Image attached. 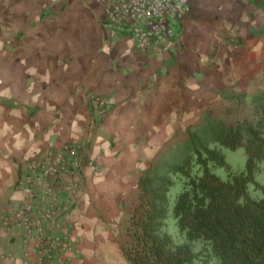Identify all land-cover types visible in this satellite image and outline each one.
<instances>
[{"label": "crops", "instance_id": "1", "mask_svg": "<svg viewBox=\"0 0 264 264\" xmlns=\"http://www.w3.org/2000/svg\"><path fill=\"white\" fill-rule=\"evenodd\" d=\"M187 3L178 38L153 55L105 28L95 0H0V217L22 202L30 161L66 142L85 148L87 162L72 164L84 185L72 217L79 254L50 264L123 261L106 225L143 172L207 115L264 92V0ZM92 95L110 106L103 118ZM37 258L24 230L0 229V264Z\"/></svg>", "mask_w": 264, "mask_h": 264}, {"label": "trees", "instance_id": "2", "mask_svg": "<svg viewBox=\"0 0 264 264\" xmlns=\"http://www.w3.org/2000/svg\"><path fill=\"white\" fill-rule=\"evenodd\" d=\"M250 100L253 116L226 124L207 115L190 128L186 140L143 172L137 203L123 227L127 241L120 250L126 264H193L198 258L193 242L218 264H264V186L254 178L264 163V94ZM220 147L243 149V170L232 172ZM194 165L199 175L191 174ZM216 168L227 178L215 174ZM174 175L185 181L171 205ZM251 185L259 198L249 195ZM169 216L185 242H173L166 229Z\"/></svg>", "mask_w": 264, "mask_h": 264}, {"label": "built area", "instance_id": "3", "mask_svg": "<svg viewBox=\"0 0 264 264\" xmlns=\"http://www.w3.org/2000/svg\"><path fill=\"white\" fill-rule=\"evenodd\" d=\"M95 3L101 8L105 28L127 33L136 51H149L153 55L167 50L169 43L178 38L175 27L189 10L187 0H95ZM89 102L100 118L110 109L106 100L95 95L89 97ZM73 147L76 146L66 142L30 161L18 182L23 189L22 202L5 209L0 217L2 231L22 229L34 240L39 264H50L63 254L68 255V260L79 254L77 241L72 238V217L84 185L74 176L72 164L77 159ZM61 195L63 199L58 201Z\"/></svg>", "mask_w": 264, "mask_h": 264}, {"label": "rangeland", "instance_id": "4", "mask_svg": "<svg viewBox=\"0 0 264 264\" xmlns=\"http://www.w3.org/2000/svg\"><path fill=\"white\" fill-rule=\"evenodd\" d=\"M260 94H264V92H262ZM253 115H254V111H253V106L251 104V100L247 99L246 101L241 100L239 103H232V104L228 105L225 108V110L222 112L221 115H216V116H212V117L219 119L226 124H234L235 122L241 121V120L248 118L250 116H253ZM189 131H190V129L187 130V136H188ZM187 136L184 140L187 139ZM184 140L179 141V142H175L173 144V147H172L173 149H168V150L169 151L174 150L176 145L180 142H183ZM74 149H75V155L74 156L77 159L76 162L83 164L84 163V158H83L84 156L81 155L80 151L84 152V149H85L84 146H80L79 148L76 146ZM220 151L224 155V159L227 162V164L230 166L232 172L237 173V172L243 170L244 164H245V155H244L243 149L240 148V149H236V150L232 151V150L220 147ZM212 171L223 179L227 178V174L221 168L212 169ZM191 174L192 175H196V174L199 175L200 174V171L198 170L197 166H195V165L193 166V168L191 169ZM254 178H255V181L257 183L264 186V163L259 164L258 170L256 171ZM172 181H173V185L170 187V191L168 194L169 195V203L171 205H172L173 200H174L175 196L177 195V193H179L182 190V186H183V183L185 180L180 175H174V176H172ZM85 185H86V183H85ZM248 191H249V195L251 197H253V198H259L260 197L259 191H256L252 185L249 186ZM138 194H139V191L137 189L135 192L131 193L128 200L121 202L120 208H121V211L123 214H122V218L120 219L119 223H115L112 226H110L108 224L106 225L107 226L106 228L110 229V231H111V234H112L111 239H112L113 243L118 246V250H119L118 256L122 255L121 250H120V245H124L127 241V237H126L125 231L123 230V227H125V225H126V221L130 215L132 208L137 203ZM166 229H167V232L170 234L174 243L185 242L184 237L178 233L177 228L175 226V221L171 216H169L167 219V228ZM111 239L109 240V242L111 241ZM191 247H192V250L198 254V258H197V260L194 261L193 264H204L203 261H207L205 264H218L217 259L214 257H211V254L204 250V248L200 242L191 243ZM102 263L110 264L108 261H102ZM115 264H126V262L123 259V261L115 262Z\"/></svg>", "mask_w": 264, "mask_h": 264}]
</instances>
